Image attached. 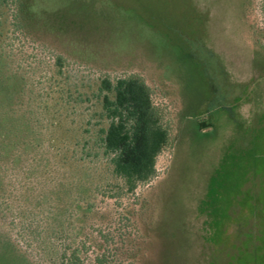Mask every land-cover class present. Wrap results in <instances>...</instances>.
Instances as JSON below:
<instances>
[{
  "label": "rangeland",
  "instance_id": "obj_1",
  "mask_svg": "<svg viewBox=\"0 0 264 264\" xmlns=\"http://www.w3.org/2000/svg\"><path fill=\"white\" fill-rule=\"evenodd\" d=\"M0 70V264H264V0H0ZM132 76L169 141L129 188L101 82Z\"/></svg>",
  "mask_w": 264,
  "mask_h": 264
},
{
  "label": "trees",
  "instance_id": "obj_2",
  "mask_svg": "<svg viewBox=\"0 0 264 264\" xmlns=\"http://www.w3.org/2000/svg\"><path fill=\"white\" fill-rule=\"evenodd\" d=\"M18 77L16 74L6 76L0 70V161L8 152L12 164L22 159L17 149L23 136L18 134L15 109L8 103L5 105L2 98L10 101L9 97L14 92L13 86ZM106 82L102 81L101 84L108 93L114 94V100H109L108 95H104L103 107L107 110V117L118 118V121H111L105 131L103 143L106 150L116 152L110 160L113 172L130 188L133 183L147 181L154 175L155 158L168 143L169 132L161 124L160 116L151 103L150 90L140 78L132 76L118 80L113 88ZM26 145L33 148V141H28ZM3 170V166H0V183L3 180Z\"/></svg>",
  "mask_w": 264,
  "mask_h": 264
}]
</instances>
